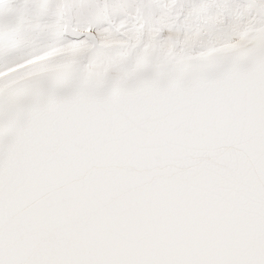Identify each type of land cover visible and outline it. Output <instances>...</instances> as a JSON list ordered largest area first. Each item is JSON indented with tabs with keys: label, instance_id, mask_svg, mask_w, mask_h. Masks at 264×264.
Instances as JSON below:
<instances>
[{
	"label": "snow or ice",
	"instance_id": "obj_1",
	"mask_svg": "<svg viewBox=\"0 0 264 264\" xmlns=\"http://www.w3.org/2000/svg\"><path fill=\"white\" fill-rule=\"evenodd\" d=\"M0 264H264V0H0Z\"/></svg>",
	"mask_w": 264,
	"mask_h": 264
}]
</instances>
